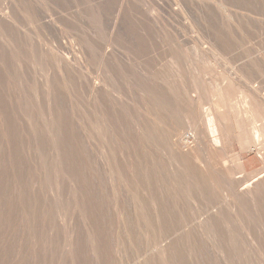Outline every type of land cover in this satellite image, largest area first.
Listing matches in <instances>:
<instances>
[{
  "label": "rangeland",
  "instance_id": "obj_1",
  "mask_svg": "<svg viewBox=\"0 0 264 264\" xmlns=\"http://www.w3.org/2000/svg\"><path fill=\"white\" fill-rule=\"evenodd\" d=\"M30 1L0 0V264H264V173H261L264 162L255 145L243 150L238 142L236 131L246 121L240 113L241 104L235 98L238 96L235 83L238 76L244 77L242 81L251 87H256L259 82L257 88L264 90L261 80L264 78V0ZM35 5L39 9L44 8L38 10ZM56 13L60 16L57 14V17ZM60 17H64L63 20ZM75 26L78 29L75 30ZM112 26H115L114 31ZM78 30L86 31L87 38ZM86 39L91 45H87ZM92 45L93 49L95 45L99 49H91ZM86 46L91 47L86 49ZM83 53L87 57H83ZM112 53L121 55V58ZM122 53L126 54L124 62ZM95 55L101 57L96 58ZM180 56L181 63L177 59ZM97 59L98 67L96 61L93 62ZM113 59L116 65L112 66ZM259 60H262V65ZM119 64L123 70L117 69ZM136 64L142 67L141 70L135 71ZM174 66L180 68L175 73ZM100 67L101 72L98 70ZM234 70L239 71L236 74ZM135 72L137 76L133 82L130 78ZM120 74L130 78L125 79L126 82ZM217 74L219 79H225L219 80ZM107 75L109 81L105 77ZM120 76L123 84H128V88L126 84L122 87L124 91L119 87L122 86ZM110 77L114 83L110 82ZM208 78L213 79L212 82ZM183 80L187 85L182 84ZM100 81L106 83L101 84ZM157 81L164 88L168 84L169 89L154 88ZM94 82L97 89L92 91ZM109 82L112 87L108 86ZM128 82L138 91L133 92ZM98 85H106L108 89L104 87V92ZM179 85L184 86V90L189 85L191 92L187 87L188 92L182 91L183 88L180 90ZM228 87L229 95L225 92ZM125 90L131 92L134 101L128 92L132 102L125 99L128 98ZM160 91L166 99L162 98L163 94L160 96ZM210 91L220 92V97L213 92L211 98ZM153 92L158 94V98ZM113 96H117V103ZM168 99H173V103L177 99L180 103L176 101L173 104ZM196 99L200 101L196 102ZM228 100L225 107L223 101L228 103ZM163 101L167 107L161 110ZM213 101L220 103L216 105ZM111 102L115 103L114 107ZM221 102L226 108L221 111L231 121L234 135L233 140L230 138L229 143L221 145L226 151L220 148L218 153L221 155L223 152V157L214 152L218 159L221 158L218 160L213 153L208 154V150L197 149L203 144H195L196 136L188 129L186 132L183 130L188 128L189 115L198 114L200 117L208 106L215 104L218 107ZM167 104H173V107ZM147 106L148 110H145ZM115 107L120 108L116 110ZM158 109L161 111L159 114ZM228 109L237 112L232 111V116ZM170 111L172 114L169 115ZM152 118L156 123L154 126ZM161 118L164 126L160 123ZM128 119L135 123L134 128H130L132 125ZM183 125L185 142H191L189 147H196L187 149L189 152L186 150L185 153L172 145L170 133L174 127L179 129ZM145 138L149 140L146 142ZM163 143H168L166 148ZM200 150L206 152L207 157ZM189 154H195L197 159L194 158L202 163L194 162ZM208 155L215 158L214 162ZM215 160L222 162L216 163ZM204 162H208L205 165L208 169L216 167H213L215 171L218 168L216 164L222 165L217 169L219 174L213 169V172L208 171ZM190 163H197L198 167L201 164L208 174H203L206 172L202 166L200 168L204 172L196 170V164L192 166ZM226 169L228 172L232 170L230 173L236 176L226 173ZM243 171L251 181L256 174L263 176L260 184L252 185L248 192L245 188L251 181ZM212 173L216 180L211 179L215 178ZM132 175L133 179H130ZM228 175L230 177L226 179ZM232 182L237 190L232 188Z\"/></svg>",
  "mask_w": 264,
  "mask_h": 264
},
{
  "label": "bare ground",
  "instance_id": "obj_2",
  "mask_svg": "<svg viewBox=\"0 0 264 264\" xmlns=\"http://www.w3.org/2000/svg\"><path fill=\"white\" fill-rule=\"evenodd\" d=\"M29 1H30V0H28V2H29ZM33 1H34V0H33ZM33 1H32V2H33ZM37 1H38V0H37ZM35 2H36V1H35ZM43 2H44V1H43ZM30 3H31V1H30ZM30 3H28V4L30 5ZM39 3H40V2H39ZM39 3H38V4H39ZM42 4H43V3H41V5H42ZM36 5H37V4H36ZM36 5H35V6H36ZM41 5H39V6H41ZM43 5H44V4H43ZM25 7H26V6H25ZM36 7H38V6H36ZM26 8H27V7H26ZM41 8H42V9H41ZM43 8H44L43 6L40 7L41 10H43ZM40 9H39V7H38V10H40ZM35 10H36V9H35ZM35 10H33L32 12H34ZM0 11H1V10H0ZM54 11H55V10H54ZM58 11H61V10H58ZM32 12H31V13H32ZM35 12H36V11H35ZM61 12H62V11H61ZM38 13H39V12H38ZM6 14H7V13H6ZM36 14H37V13H36ZM46 14H47V13H46ZM57 14H59V13H56V16H57ZM4 15H5V14H4ZM38 15H39V14H38ZM44 15H45V14H44ZM61 15H62V14H61ZM32 16H33V14H32ZM34 16L37 18V16H36L35 14H34ZM46 16H47V15H46ZM59 16H60V14H59ZM62 16H63V15H62ZM44 17H45V16H44ZM44 17H43V18H44ZM47 17H48V16H47ZM57 17H58V16H57ZM43 18H41V19H43ZM60 18H61V17H60ZM62 18H64V17H62ZM62 18H61L60 20H63ZM67 18H68V17H67ZM70 18H71V17H70ZM31 19H32V18H31ZM34 19H35V18H34ZM34 19H32V21H33ZM38 19H40V18H38ZM71 19H72V18H71ZM71 19H70V20H71ZM15 20H16V19H15ZM35 20H36V19H35ZM54 20H55V19H54ZM58 20H59V19H58ZM67 20H68V19H67ZM67 20H65V21L68 22ZM45 21H46V20H45ZM72 21H73V20H72ZM72 21H71V23H72ZM51 22H53V21H51ZM74 22H75V21H74ZM76 22H77V21H76ZM76 22H75V23H76ZM54 23H55V22H54ZM63 23H64V22H63ZM69 24H70V23H69ZM115 24H116V23H115ZM72 25H73V24H71L70 26H72ZM74 25H75V24H74ZM81 25H82V24H81ZM116 26H117V25H116ZM51 27L53 28V26H51ZM55 27H56V26H55ZM73 27H74V26H73ZM75 27H76V26H75ZM79 27H81V26H79ZM82 27H83V26H82ZM82 27H81V29H83ZM112 27H113V26H112ZM114 27H115V26H114ZM114 27H113V31H114ZM76 29H78V28L76 27L75 30H76ZM83 30H84V29H83ZM83 30H82V31H83ZM79 31H80V30H78V33H79ZM74 32H76V31H74ZM80 32H81V31H80ZM85 32H86V31H85ZM85 32H81V34H80V33H79V34L82 36V34L84 33V36L86 35L85 38H87V34H85ZM74 34L76 35L77 33H74ZM77 35H78V34H77ZM81 36H80V38H81ZM112 37H113V36H110V38H112ZM85 38H84V41H85ZM72 39H73V38H72ZM112 39H113V38H112ZM78 40H79V39H78ZM89 40H90V39H89ZM86 41H87V39H86ZM106 41H107V40H105V41L103 40L104 43H105ZM87 42H88V43H87ZM87 42H86L87 45L91 43V42L89 43V41H87ZM107 42H108V41H107ZM111 42H112V41H111ZM64 43H65V40H64ZM109 43H110V40H109ZM60 44H61V43H60ZM100 44H101V43H99V45H100ZM76 45H77V44H76ZM90 45H91V44H90ZM96 45H97V44H96ZM96 45H95V46H96ZM99 45H98V46H99ZM102 45H103V43H102ZM105 45H106V44H105ZM110 45H111V43H110ZM110 45H109V46H110ZM95 46H94V49H93V45H92V48H91V49L95 50V49L97 48V50H98L99 48H98V47H95ZM71 47H72V46H71ZM86 47H87V46H86ZM86 47H85V48H86ZM88 47H91V46H88ZM88 47H87L86 49H89ZM99 47H100V50H101V46H99ZM103 48H105V47H103ZM103 48H102V49H103ZM86 49H83V50H86ZM115 49H116V48H115ZM115 49H113V50L115 51ZM74 50H75V49H74ZM100 50H99V51H100ZM116 50L119 51L118 49H116ZM40 51H41V50H40ZM90 51H91V50H90ZM117 51H116V52H117ZM120 51H121V50H120ZM86 52H87V51H86ZM93 52H94V51H93ZM93 52H92V54H93ZM111 52H112V50H111ZM111 52H108V51H107L108 54H110ZM35 53H36V52H35ZM90 53H91V52H89V54H90ZM117 53H118V52H117ZM119 53H121V52H119ZM182 53L184 54V51H183ZM85 54H88V53H85ZM94 54H96V52H95ZM97 54H98V53H97ZM100 54H101V53H100ZM104 54H105V53H104ZM112 54H113V53H112ZM114 54H115V53H114ZM114 54H113V55H114ZM183 54H182V56H183ZM257 54H258V53H257ZM257 54H256V55H257ZM82 55H83V57H84V56L87 57V55H84V53H83ZM82 55H81V56H82ZM90 55H91V54H90ZM90 55H89V56H90ZM115 55L118 56L119 54H115ZM122 55H123V53H122ZM124 55H126V54H124ZM124 55H123V57H122L123 60L120 59V60H122L123 62L125 61L124 58L126 57V56L124 57ZM261 55H263V54H261ZM95 56H96V55H95ZM97 56H98V55H97ZM97 56H96V58H97ZM120 56H121V55H119L118 58H119ZM254 56H255V55H254ZM258 56H260V55H258ZM263 56H264V55H263ZM263 56H261V57L263 58ZM91 57H92V59H94V58H93L94 56H91ZM98 57H101V55H99ZM103 57H104V56H103ZM114 57H115V56H113L112 58H114ZM62 58H63V57H62ZM75 58H76V57H75ZM96 58H95V59H96ZM105 58H106V57H105ZM112 58H111V59H112ZM116 58H117V57H116ZM120 58H121V57H120ZM178 58H181V56H180V57H177V59H178ZM254 58H255V57H254ZM67 59H68V58H67ZM84 59H85V58H84ZM89 59H90V57H89ZM99 59H100V58H99ZM99 59H97V60H93V62L95 63V61H96V65H97V61H98ZM125 59H126V58H125ZM129 59L131 60V57H129ZM129 59H127V60H129ZM132 59H133V60L135 59V61H136V58H132ZM172 59H174V58H172ZM183 59H185L184 56H183ZM79 60H80V59H79ZM86 60H87V59H86ZM109 60H110V58H109ZM113 60H114V61H113L114 64H113V62H111V63H112V66H113V65H116V63H115L116 60H115V59H113ZM117 60H118V59H117ZM133 60H132V62H133ZM178 60H180V63H181L182 60H181V59H178ZM262 60H264V58H263ZM262 60H259L258 63H259L260 61H262ZM19 61H22V60H19ZM62 61H63V59H62ZM101 61H102V58H101ZM101 61H100V62H101ZM104 61H105V60H104ZM138 61H139V60H138ZM138 61H137V62H138ZM175 61H176V60H175ZM64 62H65V61H64ZM64 62H63V63H64ZM75 62H76V61H75ZM77 62H78V61H77ZM88 62H89V61H88ZM93 62H92V63H93ZM105 62H106V61H105ZM118 62H119V61H118ZM120 62H121V61H120ZM120 62H119V63H120ZM178 62H179V61H178ZM182 62H183V61H182ZM263 62H264V61H263ZM86 63H87V62H86ZM90 63H91V59H90ZM90 63H89V64H90ZM108 63H109V61H108ZM133 63H134V62H133ZM138 63H139V62H138ZM175 63H176L175 65L179 64V63H177V62H175ZM260 63H261L260 65L263 64L262 62H260ZM73 64H74V63H73ZM117 64H118V63H117ZM123 64H125V63H123ZM126 64H127V62H126ZM128 64H129V63H128ZM130 64H131V63H130ZM65 65H66V64H65ZM70 65H71V64H70ZM78 65H79V64H78ZM108 65H109V64H108ZM121 65H122V62H121ZM121 65H120V64L117 65V69H119V68L121 69V67H122ZM131 65H132V64H131ZM137 65H138V64H136L135 71H136V69L139 68V66H137ZM139 65H140V64H139ZM191 65H192V64H191ZM119 66H121V67H119ZM132 66H133V65H132ZM132 66H131V67H132ZM177 66H180V65H177ZM183 66H185V65L183 64ZM61 67H62V65H61ZM70 67H71V66H70ZM89 67H91V65H90ZM89 67H88V68H89ZM94 67H95V66H94ZM94 67H93V69L96 68V67H95V68H94ZM97 67H98V65H97ZM174 67H176V66H174ZM64 68H65V66H64ZM88 68H87V69H88ZM105 68H106V67H105ZM110 68H111V67H110ZM122 68H123V67H122ZM124 68H126V67L124 66ZM132 68H133V67H132ZM132 68H130V70H131ZM140 68H142V67H140ZM140 68H139V69H140ZM183 68H185V67H182V69H183ZM231 68H232V67H231ZM60 69H61V68H60ZM62 69H63V68H62ZM90 69H91V68H89L88 71H89ZM96 69H97V68H96ZM126 69L129 70L128 67H127ZM177 69H178V67H176L174 73L177 71ZM179 69H180V68H179ZM179 69H178V70H179ZM232 69H233V68H232ZM234 69H235V68H234ZM236 69H237V68H236ZM85 70H86V69H85ZM98 70L100 71V70H101V67H100ZM102 70H103V69H102ZM111 70H112V69H111ZM121 70H123V69H121ZM128 70H127L128 74H131V76H133L132 73H129ZM140 70H141V69H140ZM168 70H169V69H168ZM170 70H171V69H170ZM186 70H187V69H186ZM230 70H231V69H230ZM93 71H95V70H93ZM99 71H98V72H99ZM117 71H118V70H117ZM124 71L126 72V70H124ZM138 71H139V70H138ZM146 71H147V70H146ZM172 71H173V70H172ZM172 71H171V73H173ZM181 71H184V70H181ZM187 71H188V70H187ZM187 71H186V73H187ZM236 71H237V70H236ZM236 71L234 70V73L237 74V72H238L239 70H238L237 72H236ZM91 72H92V71L90 70L89 74H91ZM95 72H96V71H95ZM95 72L93 73L94 76H96V75H95ZM100 72H101V71H100ZM103 72H104V70H103ZM103 72H102V73H103ZM112 72H113V70H112ZM112 72H111V73H112ZM119 72H121V71L119 70ZM131 72H132V71H131ZM133 72H134V71H133ZM139 72L141 73V71H139ZM158 72H159V71H158ZM108 73H109V72L107 71V74H108ZM117 73H118V72H117ZM123 73H124V72H123ZM137 73H138V72H137ZM159 73H160V72H159ZM159 73H158V74H159ZM174 73H173V74H174ZM178 73H180V72H178ZM189 73H190V71H189ZM234 73H233V74H234ZM261 73H262V72H261ZM85 74H86V73H85ZM96 74H97V73H96ZM99 74H100V73H99ZM118 74H119V73H118ZM118 74H117V75H118ZM121 74H122V72H121ZM121 74H120V75H121ZM126 74H127V73H126ZM133 74H134V73H133ZM138 74H139V73H138ZM142 74H144V76H145V75L147 76V74H145V73H143V72H142ZM166 74H167V73H166ZM169 74H170V73H169ZM180 74H181V73H180ZM183 74H184V76H185V73H183ZM190 74H191V73H190ZM190 74H189V75H190ZM210 74H211V73H210ZM219 74H220V75L222 74V75L225 77V75H224L223 73L220 72ZM225 74H227V73H225ZM102 75H103V74H102ZM105 75H106V73H105ZM122 75H123V74H122ZM122 75H121V76H122ZM124 75H125V73H124ZM164 75H165V74H164ZM170 75H171V74H170ZM170 75H169V77H170ZM178 75H179V74H178ZM186 75H188V74H186ZM189 75H188V76H189ZM191 75H192V74H191ZM220 75L217 74V78H218ZM222 75H221V76H222ZM242 75H243V73H242ZM91 76H92V75H91ZM94 76H93V77H94ZM97 76H98V75H97ZM121 76H120V78H121ZM126 76H127L128 79L130 78L128 75H126ZM135 76H137L136 72H135V74H134V77H131L130 79L132 80L133 78H135ZM160 76H161V74H160ZM160 76H158V77H160ZM184 76H183V77H184ZM210 76H211V75H209V77H210ZM234 76H235V74H234ZM88 77H89V79H90V75H89ZM105 77H106L107 80L109 81V79H108V75L105 76ZM105 77H104V78H105ZM178 77H179V76H178ZM189 77H190V76H189ZM206 77H208V74H207ZM224 77H223V78H224ZM226 77H227V75H226ZM229 77H231V75H230ZM251 77H252V76H251ZM251 77H250V78H251ZM259 77H260V76H258V78H259ZM95 78H97V77H95ZM98 78H99V77H98ZM100 78H102V76H101ZM104 78H103V79H104ZM106 78H105V79H106ZM120 78H119V79H120ZM122 78H124V77L122 76ZM122 78L120 79L121 82L124 81L125 79H127V78H124V80H123ZM180 78H182V77H180ZM185 78H186V76H185ZM191 78H193V76H192ZM191 78H190V79H191ZM210 78H214V77L212 76V77H210ZM217 78H216V79H217ZM223 78H221V79L218 78V79L222 81ZM232 78H233V77H232ZM242 78H244V77H242ZM242 78L239 77V76H238V78L236 77V79L233 78V79H235V81H236V82H235L236 85H237V86H236V89L238 90V91H236V92H238V96L236 95L237 93H235V95H236L237 97H236L235 95H234V96H235V98H237L236 101L238 102V104H239V103L241 104V105H240V108H239V109H240V113H241L242 119L246 121L245 124H247V125L243 124V125L241 126L240 130H237V131H236V132H238V136H237V137L239 138V139H238V138H237V139H238V142H239V144L241 145V148H242L243 150H249V149L252 148L251 146L255 145V146L258 148V150H259V154L262 156V159H263V162H264V93H263L264 90H261V89H263V88H261V89L257 88V86H258L257 84H260L259 82L255 81V82H257V84L255 83V84H256V87H254V86L251 87L249 84H246V82L242 81ZM252 78H253V77H252ZM255 78H256V77H254V79H255ZM260 78H261V77H260ZM91 79H92V78H91ZM111 79H112V78L110 77V82L113 81V80H111ZM128 79H127V80H128ZM183 79H184V78H183ZM190 79H189V84L192 83V80H193V82H194V78H193L192 80H190ZM208 79H209V78H208ZM216 79H215V80H216ZM224 79H225V78H224ZM224 79H223V80H224ZM228 79H229V78H228ZM94 80H95V79H94ZM96 80H99V79H96ZM101 80H102V79H101ZM127 80H125V81L127 82ZM184 80H186V79H184ZM184 80L182 81V84H183V85H184V83H185ZM210 80H211V82H212L213 79H209V81H210ZM215 80H214V81H215ZM229 80H231V79H229ZM229 80H228V81H229ZM245 80H246V79H245ZM252 80H253V79H252ZM261 80H262V82H264V81H263L264 78L261 79ZM129 81H130V80H129ZM132 81L134 82V80H132ZM160 81H161V80H160ZM177 81H178V80H177ZM186 81H187V80H186ZM190 81H191V82H190ZM216 81H218V80H216ZM231 81H232V80H231ZM233 81H234V80H233ZM233 81H232V82H233ZM253 81H254V80H253ZM96 82H97V81H96ZM96 82H94V84H92V87H91L92 91H95V90L97 89V83H96ZM101 82H102V81H100V83H101ZM110 82H109V84H110ZM178 82H179V81H178ZM180 82H181V81H180ZM183 82H184V83H183ZM187 82H188V81H187ZM187 82L185 83L186 85H187ZM211 82H210V83H211ZM218 82H219V81H218ZM218 82H216V84H217ZM226 82H227V80H226ZM226 82H225V83H226ZM251 82H252V81H251ZM102 83L104 84V83H106V82H102ZM102 83H101V84H102ZM113 83H114V81H113ZM116 83H117V82L115 81V84H116ZM128 83H129V82H128ZM158 83H159V82L157 81L156 85H154V86H155L154 88H156L157 86H159V89L162 90L164 87H162V86L160 85L161 82L159 83V85H158ZM162 83H163V82H162ZM164 83H165V82H164ZM164 83H163V84H164ZM194 83H195V82H194ZM208 83H209V82H208ZM210 83H209V84H210ZM221 83H223V82H221ZM225 83H224V84H225ZM247 83H248V80H247ZM115 84H113V85L115 86ZM125 84H126V87L128 88V86H127L128 84H127V83H125ZM125 84H123V82H122V86H119V87H121V90L125 87V86H124ZM170 84H171V83H170ZM178 84H179V83H178ZM212 84H214V83H212ZM255 84H254V85H255ZM89 85H90V84H89ZM89 85H88V86H89ZM111 85H112V84H110V85H108V86L112 87ZM116 85H118V84H116ZM119 85H120V84H119ZM129 85H131V84L129 83ZM186 85H185V86H186ZM194 85H196V84H194ZM98 86H99V85H98ZM123 86H124V87H123ZM131 86H132V85H131ZM131 86H129V87L131 88ZM160 86H161L162 88H160ZM164 86H166V85L164 84ZM179 86L181 87L180 90H182V88L184 87V86H181V85H179ZM207 86H208V84H207ZM222 86H223V85H222ZM261 86H262V83H261ZM261 86H260V87H261ZM101 87H103V86L101 85ZM101 87L99 86V88H101ZM104 87H106V85H105ZM104 87L102 88V91L105 90ZM115 87L117 88V86H115ZM122 87H123V88H122ZM133 87H134V86H132V88H133ZM169 87H170V86H169ZM180 87H179V88H180ZM186 87H187V86H186ZM186 87H185V90H186V92H188L187 89H186ZM188 87H189V85H188ZM188 87H187V88H188ZM190 87H191V86H190ZM202 87H204V86H202ZM209 87H210V86H209ZM209 87H208V88H209ZM223 87H224V86H223ZM226 87H227V86H226ZM226 87H225V88H226ZM258 87H259V86H258ZM262 87H264V86H262ZM106 88L108 89V87H106ZM113 88H114V87H113ZM135 88L137 89V87H135ZM154 88H153V89H154ZM166 88H168V84H167ZM166 88H164V89H166ZM170 88H171V87H170ZM179 88H177V89H179ZM211 88H212V87H211ZM214 88H215V87H214ZM220 88H221V87H220ZM88 89H89V88H88ZM109 89H110V88H109ZM111 89H112V88H111ZM111 89H110V90H111ZM136 89H135V90H136ZM164 89H163V90H164ZM168 89H169V88H168ZM168 89H167V90H168ZM188 89L190 90V88H188ZM191 89H193V88H191ZM227 89H228V90L225 91V92H228V91L230 90L229 87H228ZM113 90H116V89H113ZM130 90H132V89H130ZM133 90H134V88H133ZM135 90H134L133 92H135ZM155 90H156V91H159V90H157V89H155ZM185 90H184V88H183L182 91H185ZM195 90H196V89H195ZM205 90H206V89H205ZM208 90H209V89H208ZM208 90H207V92H208ZM210 90H211V89H210ZM215 90H217V88H216ZM221 90H222V89H219V91H221ZM231 90H234V89L231 88ZM102 91H101V92H102ZM107 91H108V90H107ZM123 91H124V89H123ZM136 91H138V90H136ZM165 91H166V90H165ZM165 91H164V92H165ZM196 91H198V90H196ZM196 91H195V92H196ZM200 91H201V90H200ZM222 91H224V90H222ZM104 92H106V90H105ZM108 92H109V91H108ZM108 92H107V95H108ZM118 92H119V90H118ZM126 92H128V90H127V91L125 90V93H126ZM129 92H130V91H129ZM129 92H128V93H129ZM190 92H191V90L189 91V93H190ZM192 92H193V91H192ZM205 92H206V91H205ZM210 92H211V95H210V96H211V98H212V94H213V92H215V91H213V92L210 91ZM229 92H230V91H229ZM229 92L227 93L228 95L231 93V92H230V93H229ZM93 93H94V92H93ZM93 93H91V94H92L91 96H93ZM97 93H98V92H97ZM111 93H112V92H111ZM122 93H123V92L121 91L120 94H121V96L123 97L124 94L122 95ZM130 93H131V92H130ZM130 93H129V94H130ZM153 93H154L155 95L157 94L156 92H153ZM167 93H168V92H167ZM215 93H216V92H215ZM215 93H214V94H215ZM219 93H220V92H219ZM219 93H218V91H217L216 94L218 95ZM221 93H222V92H221ZM105 94H106V93H105ZM126 94H127V93H126ZM126 94H125V96H127L128 98H125V99H129L128 94H127V95H126ZM135 94H136V93H135ZM135 94H134V95H135ZM154 94H153V95H154ZM159 94H160V96H161L163 93H161V91H160ZM192 94H193V93H192ZM192 94H191V95H192ZM216 94H215V96H216ZM232 94H233V93H232ZM94 95H95V94H94ZM113 95H115V94H113ZM138 95H139V93H138ZM155 95H154V96H155ZM163 95H164V94H163ZM163 95H162V96H163ZM175 95H176V94H175ZM200 95H201V94H200ZM207 95H208V94H207ZM219 95H220V94H219ZM219 95H218V96H219ZM222 95H223V94H222ZM96 96H100V95L97 94ZM109 96H110V95H109ZM111 96H112V95H111ZM125 96H124V97H125ZM160 96H159V97H160ZM165 96H166V95H164L162 98H163V99H166ZM167 96L169 97L170 95L168 94ZM178 96H179V95H178ZM183 96H184V95H183ZM183 96L180 95V97H183ZM210 96H209V97H210ZM215 96L213 97V99L215 98ZM224 96H225V95H224ZM224 96H222V97H224ZM93 97H94V96H93ZM116 97H117V96H115V97L113 96L114 101H116L115 103H117V100H118V99H117V100L115 99ZM122 97H121V98H122ZM130 97H131V99H132V94H130ZM151 97H152V96H151ZM168 97H167V98H168ZM171 97H172V96H171ZM176 97H177V96H176ZM176 97H174V98H176ZM185 97H186V96H185ZM187 97H188V96H187ZM189 97H190V95H189ZM189 97H188V98H189ZM205 97H206V96H205ZM219 97H220V96H219ZM231 97H232V96L230 95V99H231ZM95 98H97V97H95ZM106 98H107V97H106ZM108 98H111V97H108ZM157 98H158V94H157ZM160 98H161V97H160ZM160 98H159V99H160ZM177 98H178V97H177ZM190 98H191V97H190ZM197 98H198V97H197ZM202 98H203V97H202ZM202 98H201V99H202ZM216 98H217V96H216ZM97 99H100V98H97ZM152 99H153V97H152ZM155 99H156V96H155ZM155 99H154V101H155L154 103H157V106H158V102H157ZM159 99H158V101H159V103H161V101H160L161 99H160V100H159ZM163 99H162V100H163ZM178 99H181V98H178ZM205 99H206V98H205ZM205 99H204V100H205ZM226 99H227V98L225 97L224 100H226ZM230 99H229V100H230ZM233 99H234V97H232V100H233ZM95 100H96V99H95ZM108 100H109V99H108ZM108 100H106V101H108ZM110 100H111V99H110ZM129 100H130V99H129ZM132 100L134 101V99H132ZM168 100L170 101L171 99H168ZM172 100H173V99H172ZM172 100H171V102H172ZM197 100L200 101V99H196V102H197ZM202 100H203V99H202ZM219 100H220V98H219ZM222 100H223V99H222ZM222 100H220V101H222ZM229 100H228V103H226L227 100H226V101H223V102L225 103V107H227L226 104H229ZM232 100H230V101L232 102ZM234 100H235V99H234ZM234 100H233V101H234ZM92 101H93V100H92ZM112 101H113V100H112ZM121 101H122V100H121ZM123 101H124V100H123ZM125 101H126V100H125ZM130 101H131V100H130ZM151 101H153V100H151ZM164 101H165V100H164ZM164 101H163V105L166 104V102L164 103ZM176 101H177L178 104L180 103L179 100L176 99ZM176 101H174V103H175ZM205 101H206V100H205ZM208 101H209V100H208ZM211 101H212V100H211ZM97 102H98V100H97ZM131 102H132V101H131ZM131 102H130V104H131ZM193 102H195V100H194ZM202 102H203V101H202ZM213 102H214V101H213ZM213 102H211L212 105H213ZM218 102H219V101H218ZM218 102H214V103H215V104H216V103L218 104ZM111 103H113V104H112V107H114L113 105H114L115 103H114V102H111ZM152 103H153V102H152ZM167 103H168V102H167ZM172 103H173V102H172ZM174 103H173V104H174ZM182 103H183V102H181V107L183 106ZM189 103H191V102H189ZM203 103H204V102H203ZM205 103H207V102H205ZM205 103H204V104H205ZM209 103H210V101H209ZM219 103H220V102H219ZM232 103H233V102H232ZM94 104H95V103H94ZM94 104H93V105H94ZM96 104H97V106H98V103H96ZM105 104H106V103H105ZM130 104H129V105H130ZM173 104H171V105L167 104V105L173 107V106H172ZM178 104H177V105H178ZM194 104H195V103H194ZM196 104H197V103H196ZM196 104H195V105L192 104V105H193V106H196ZM201 104H202V103H201ZM215 104H214V106H212V105L208 106V107L204 110L202 116H201V114H200V117L198 116V114H197V116H195V115H196L195 113H193V114H195V115H189V117L187 118V120H188V124H187V125H188V128L186 127V128H184V130H183L184 132H186V129H188L189 132L191 131V132L196 136V139H197V141H198V142H197V141L195 140V141H196L195 144H200V143H201V144H203V146H204V147H203V146L201 145L202 148H198V146H197V149H206V150H208L207 152H208V154H210V155H211V153L214 154V152L217 153V154H219V153H218L219 150H221V149H222L221 147H223V146H221V145H223L224 143L226 144V143L230 140V138H232V134L234 135V132H233V130H232V125H231V127H230V124H232L231 121L228 120V118L226 117V115H225V113L223 112V110L221 111V109H226V108L222 105L223 103L221 102V104L218 105V107L221 105L223 108H222V107L218 108V107L215 106ZM217 104H216V105H217ZM108 105H109V101H108ZM121 105H123V104H121ZM124 105H125V103H124ZM124 105L122 106L123 108H124ZM127 105H128V104H127ZM163 105H162V106L159 105V106L162 107L161 110H163V108H166V107H167L166 105H164L165 107H163ZM185 105H186V104H184V106H185ZM192 105H191V106H192ZM208 105H209V104H208ZM231 105H234V104H231ZM231 105H229V107H231ZM115 106H116V105H115ZM118 106H119V105H118ZM148 106H149V105H148ZM148 106H147V109H145V108H144V109H145V110H148ZM152 106H154V105H152ZM169 106H168V108H169ZM191 106H190V108H191ZM197 106H198V105H197ZM203 106H204V105H203ZM203 106H202V107H203ZM94 107H95V105H94ZM101 107H102V106H101ZM105 107H106V106H105ZM120 107H121V106H120ZM120 107H118V108L115 107V109L117 110V109H119ZM145 107H146V106H145ZM161 107H160V108H161ZM178 107H179V106H178ZM178 107H177V108H178ZM186 107H187V106H186ZM186 107H184V108H182V109H185ZM204 107H206V106H204ZM157 108H159V107H157ZM160 108H159V109H160ZM175 108H176V106H175ZM188 108H189V107H188ZM192 108H193V107H192ZM195 108H197V107H195ZM231 108H232V107H231ZM233 108H234V107H233ZM233 108H232V109H233ZM235 108H236V107H235ZM93 109H95V108H93ZM110 109H111V108H110ZM149 109H150V108H149ZM154 109L156 110V108H154ZM159 109H158V111H157L158 114L161 112V111H159ZM179 109H180V108H179ZM203 109H204V108H203ZM229 109H230V108H229ZM229 109H228V110H229ZM232 109H231V110H232ZM239 109H238V110H239ZM96 110H97V109H96ZM112 110H113V109H112ZM166 110H167V109H166ZM166 110H165V111H166ZM169 110H170V108H169ZM186 110H187V109H186ZM186 110H184V111H186ZM228 110H227V111H228ZM235 110H236V109H235ZM92 111L94 112V110H92ZM113 111H114V110H113ZM118 111H119V110H118ZM120 111H122V110L120 109ZM198 111H200V110H198ZM202 111H203V110H202ZM229 111H230V110H229ZM232 111H233L234 113L237 112V111H234V110H232ZM232 111H230V113H231ZM116 112H117V111H116ZM162 112H163V111H162ZM188 112H190V111H188ZM94 113H96V112H94ZM114 113H115V112H114ZM167 113H168V112H167ZM167 113H166V115H167ZM178 113H179V112L177 111V114H178ZM180 113H182V112L180 111ZM191 113H192V112H191ZM197 113H198V112H197ZM201 113H202V112H201ZM228 113H229V112H226V114H228ZM238 113H239V112H238ZM137 114H138V112H137ZM147 114H150V113L148 112ZM152 114H153V113H152ZM155 114H157V113L155 112ZM168 114H169V115L172 114L171 111H170V113H168ZM174 114H175V113H174ZM182 114H184V113H182ZM186 114H187V112L185 113V115H186ZM105 115L107 116V114H105ZM114 115H115V114H114ZM133 115H135V114H133ZM153 115H154V114H153ZM160 115H161V114H160ZM160 115H159V116H160ZM179 115H181V114H179ZM231 115H232V113H231ZM234 115H235V114H234ZM236 115H237V113H236ZM102 116H104V115H102ZM102 116H101V117H102ZM157 116H158V115H157ZM161 116H162V115H161ZM182 116H183V115H182ZM182 116H181V117H182ZM232 116H233V115H232ZM237 116H239V115H237ZM113 117H114V116H112V118H113ZM115 117H116V116H115ZM119 117H121V116H119ZM119 117H118V118H119ZM150 117H152V116H150ZM167 117H168V116H167ZM175 117H176V116H175ZM235 117H236V116H235ZM235 117H232V118L234 119ZM94 118H95V117H94ZM97 118H98V117H97ZM103 118H104V117H103ZM105 118H106V117H105ZM132 118H133V117H131L130 119L132 120ZM153 118H155V120H157L155 116H154ZM153 118H152V119H153ZM159 118H160V117H159ZM178 118H179V117H178ZM201 118H203L204 121H203V119L201 120ZM237 118H238V117H237ZM237 118H236V119H237ZM114 119H115V118H114ZM120 119H121V118H119L118 120H120ZM130 119H128L127 121L129 122V124L132 125V126H130V128H132L133 125H134L135 123H134V121H133L134 124L130 123V121H129ZM135 119H136V118H135ZM135 119H133V120H135ZM138 119H139V118H138ZM161 119H162V120H160L161 122H160V121H159V122L161 123L162 126H164V124H162L163 118H161ZM179 119H180V118H179ZM183 119H184V118H182L181 120H183ZM229 119H230V118H229ZM238 119H239V118H238ZM106 120L108 121V118H107ZM106 120H105V122H106ZM158 120H159V119H158ZM158 120H157V121H158ZM173 120H174V119H173ZM184 120H185V119H184ZM184 120H183V121H184ZM234 120H235V119H234ZM239 120H240V119H239ZM116 121H117V119H116ZM135 121H137V119H136ZM138 121H139V120H138ZM138 121H137V122H138ZM147 121H148V120H147ZM152 121H153L152 125H153V124H156V123H154V119H153ZM165 121H166V120H165ZM170 121H171V120H170ZM174 121H175V120H174ZM179 121H180V120H179ZM235 121H236V120H235ZM237 121H238V120H237ZM240 121H241V120H240ZM245 121H244V122H245ZM247 121H248V123H247ZM117 122H118V121H117ZM159 122H158V124H159ZM171 122H172V121H171ZM175 122H176V121H175ZM203 122H204V123H203ZM138 123H139V122H138ZM148 123H149V122H148ZM180 123H181V122H180ZM185 123H187L186 120H185ZM109 124H110V123H109ZM149 124H151V123H149ZM172 124H174V123H172ZM177 124H179L178 121H177ZM177 124H174V125L176 126ZM183 124H184V123H183ZM236 124H237V123H236ZM104 125H105V123H104ZM138 125H139V124H138ZM146 125H147V124H146ZM159 125H160V124H159ZM166 125H167V124H166ZM166 125H165V126H166ZM184 125H186V124H184ZM184 125L181 126V127L179 126V129L176 128V127H174V129L170 130L171 138H172L171 140L173 141V142H172V145H175L176 147H175V146H174V147H175L179 152H182V153H185L184 151H186L187 149H190V148H192V147H195V146L189 147V144H190L191 142H190V143H189V142H188V143L185 142V139H184V134H185V133L182 131V128L184 127ZM135 126H136V125H135ZM153 126H154V125H153ZM162 126H161V127H162ZM169 126H170V125H169ZM105 127H106V126H105ZM161 127H160V130H163V129H161ZM171 127H172V126H171ZM177 127H178V125H177ZM128 128H129V127H128ZM133 128H134V127H133ZM138 128H139V126H138ZM152 128H153V127H152ZM165 128H166V127H165ZM165 128H164V129H165ZM168 128H170V127H168ZM233 128H234V127H233ZM150 129H151V128H150ZM150 129H149V130L146 129V130L151 131L152 129H151V130H150ZM153 129H154V131H152V132L155 133V132H156V131H155V128H153ZM105 130H106V128H105ZM135 130H136V129H135ZM138 130L140 131V128H139ZM138 130H137V131H138ZM156 130H157V129H156ZM167 130H169V129H167ZM231 130H232V131H231ZM118 131H119V130H118ZM142 131H143V129H142ZM142 131H141V132H142ZM164 131H166V130H164ZM105 132H106V131H105ZM105 132H104V133H105ZM145 132H147V131H145ZM152 132H151V133H152ZM167 132H168V131H167ZM191 132H190V133H191ZM232 132H233V133H232ZM168 133H169V132H168ZM183 133H184V134H183ZM105 134H106V133H105ZM139 134H140V132H139ZM139 134H138V135H139ZM146 134H147V133H146ZM163 134H164V133H163ZM235 134H236V133H235ZM136 135H137V134H136ZM155 135H156V137L158 138L157 134H155ZM155 135H154V136H155ZM142 136H143V134H142ZM142 136H141V137H142ZM159 136H160V134H159ZM105 137H106V135H105ZM133 137H134V136H133ZM135 137H136V136H135ZM139 137H140V136H139ZM143 137H145V135H144ZM143 137H142L141 139H143ZM147 137H148V136H147ZM162 138H163V137H162ZM165 138H167V137H165ZM185 138H186V137H185ZM138 139H139V138L137 137V140H138ZM192 139H193V137H192ZM194 139H195V138H194ZM109 140H110V139H109ZM131 140H132V139H131ZM134 140H135V138H133V141H134ZM137 140H135V141H137ZM143 140H144V139H143ZM145 140H146V138H145ZM148 140H149V139H148ZM148 140H146V142H147ZM153 140H154V139H153ZM168 140H169V138L166 139V142H167ZM232 140H233V138H232ZM139 141H140V140H139ZM141 141H142V140H141ZM162 141H163V140H162ZM166 142H165V143H166ZM193 142H194V141H193ZM139 143H140V142H139ZM148 143H149V142H148ZM153 143H155V142H153ZM228 143H229V142H228ZM230 143H231V142H230ZM95 144H96V143H95ZM163 144H164V143H163ZM167 144H168V143H167ZM167 144H164V145H165V148L167 147ZM193 144H194V143H193ZM190 145H191V144H190ZM144 146H145V144H144ZM148 146H149V145H148ZM148 146H147V147H148ZM201 146H200V147H201ZM230 146H231V145H230ZM152 147H153V146H152ZM169 147H170V146H169ZM107 148H108V147H107ZM172 148H173V147H172ZM195 148H196V147H195ZM195 148H193V149H195ZM220 148H221V149H220ZM223 148H224V147H223ZM154 149H156V148H154ZM170 149H171V148H170ZM176 149H175V151H176ZM193 149H190V150H193ZM224 149H225V148H224ZM224 149H222V150H224ZM150 150H151V149H150ZM173 150H174V149H172V151H173ZM153 151H154V150H153ZM165 151H166V150H165ZM175 151H174V153H175ZM187 151H188V150H187ZM195 151H197V150H194V152H195ZM224 151H226V150H224ZM156 152H157V151H156ZM167 152H168V151H167ZM188 152H189V151H188ZM201 152L203 153L204 151H201V150H200V153H201ZM209 152H211V153H209ZM103 153H104V152H103ZM177 153H178V152L176 151V154H175L176 157H177ZM191 153H192V152H191ZM202 153H201V154H202ZM205 153H206V152H205ZM205 153H203L204 156L207 155V153H206V154H205ZM221 153L223 154V152H221ZM172 154H173V153H172ZM222 154H221V155H222ZM235 154H236V153H235ZM101 155H102V154H101ZM189 155H190V156L192 155L191 158H192V157L194 158V156H195V154H194V156H193V154H189ZM210 155H208V157H210ZM219 155H220V154H219ZM221 155H220L219 157H223V156H224V155H222V156H221ZM98 156H100V155H98ZM106 156H107V155H106ZM171 156H172V155H171ZM179 156L181 157V155H178V157H179ZM201 156H202V155H201ZM226 156H227V158H229L227 152H226ZM226 156H225V157H226ZM229 156H230V154H229ZM195 157H196V156H195ZM202 157H203V156H202ZM206 157H207V156H206ZM214 157H215L216 159H218L217 156H216V154H214ZM96 158H97V157H96ZM113 158H114V157H113ZM186 158H187V156H186ZM193 158H192V159H193ZM210 158L212 159V161L215 159V158H212V156H211ZM210 158H209V160H210ZM94 159H95V157H94ZM98 159H99V157H98ZM114 159H115V158H114ZM192 159H191V160H192ZM196 159H197V157H196ZM196 159L194 158V160H195L194 162L202 163L201 160H200V161H197ZM201 159H202V158H201ZM220 159H221V158H220ZM220 159H218V160H220ZM222 159L225 160V158H222ZM229 159H230V158H229ZM110 160H111V159H110ZM165 160H167V159H165ZM176 160H177V159H176ZM188 160H190L189 157H188ZM188 160H187V161H188ZM205 160H206V159H205ZM218 160H217V161L215 160L216 163H217V162H218V163L222 162V161H218ZM96 161H98V160H96ZM114 161H115V160H114ZM181 161H182V160H181ZM192 161H193V160H192ZM207 161H208V160H207ZM111 162H112V161H110V163H111ZM184 162H185V159H184ZM189 162H190V161H189ZM213 162H214V161H213ZM213 162H212V164H213ZM97 163H98V162H97ZM107 163H109V162H107ZM112 163H114V162H112ZM185 163H188V162H185ZM207 163H208V162H206V163L204 162V166H205V165L207 166V165H208ZM216 163H214V164H216ZM190 164H191V163H190ZM194 164H196V166H195ZM194 164H193V165H194L195 167H197L196 170L203 168V166H202L201 164H200V167L202 166L201 168L198 167V164H197V163H194ZM209 164H210V163H209ZM191 165H192V164H191ZM193 165H192V166H193ZM216 165L218 166L219 169L222 167V165H221L220 167H219L218 164H216ZM216 165H215V166H216ZM225 165L227 166V164H225ZM225 165H224V166H225ZM107 166H108V165H107ZM107 166H106V167H107ZM189 166H190V165H189ZM206 166H205V167H206ZM209 166L211 167V164H210ZM190 167H191V166H190ZM195 167H193V168H195ZM213 167H214V166H213ZM213 167L210 168V169H208L207 167H206V168L208 169V171H209V170L211 171V170L213 169ZM229 167H230V165H229ZM229 167H228V168H229ZM214 168H216V167H214ZM218 168H217V169H218ZM223 168H224V167H223ZM223 168H222V170H224ZM226 168H227V167H226ZM230 168H231V167H230ZM230 168H229V169H230ZM233 168H234V167H233ZM233 168H231V169H233ZM107 169L109 170L108 167H107ZM203 169H205V168H203ZM203 169H201V170H203ZM217 169H216V171H215V169H213V170H214V172H216V174H219V173H217V172H218ZM201 170H198V171H201ZM213 170H212V172H213ZM226 170H227V169H226ZM226 170H225V171H226ZM263 170H264V169L262 168V171H263ZM219 171H221V170H219ZM231 171H232V170H231ZM231 171H230V172H231ZM233 171H234V169H233ZM259 171H260V170H259ZM259 171H258V172H259ZM106 172H107V171H106ZM201 172H204V170L201 171ZM205 172H206V173H203V174H208V172L206 171V169H205ZM221 172H222V171H221ZM227 172H228V170L226 171V173H227ZM230 172H228V173H230ZM243 172L247 174V172H245V171H243ZM258 172H257V173H258ZM193 173H194V172H193ZM198 173H200V172H198ZM222 173H224V171H223ZM234 173H236V172L234 171ZM248 173H249V172H248ZM261 173L263 174L264 171L261 172ZM195 174H196V173H195ZM203 174H202V175H203ZM209 174L211 175V173H209ZM224 174H225V173H224ZM224 174H223V175H224ZM230 174H233V173H230ZM230 174H229V175H230ZM237 174H238V173H237ZM246 174H244V175L248 177V174H247V175H246ZM249 174H250V173H249ZM252 174H253V173H252ZM212 175H214V173H212ZM220 175H222V174L220 173ZM223 175H222V176H223ZM225 175L227 176V174H225ZM229 175H228L227 178H226V177H225V178L228 179V178L230 177ZM233 175H234V174H233ZM233 175H232V176H233ZM240 175L242 176L243 174H240ZM244 175H243V176H244ZM250 175H251V174H250ZM259 175H260V174H256L254 177H252V181H251V179H250L251 177H250V176H249L250 178L248 177L249 180H250L251 182H250L248 185L245 184V185H246V188H245V189L247 190V192H248V190H251L250 187H251L252 185H254V184L257 185V184L259 183V181L263 178L262 175H261V176H259ZM263 175H264V174H263ZM214 176H215V175H214ZM234 176H236V175H234ZM241 176H240V177H241ZM245 176H244V177H245ZM217 177H219V176H217ZM240 177H239V178H240ZM247 177H246V178H247ZM219 178H220V177H219ZM219 178H218V179H219ZM221 178H222V177H221ZM241 178H242V177H241ZM246 178H245V179H246ZM253 178H254V179H253ZM255 178H256V179H255ZM130 179H133V175H132V178H130ZM211 179H213V180L215 179V180H216V176H215V178L213 177V178H211ZM218 179H217V180H218ZM230 179H231V178H230ZM230 179H229V180H230ZM134 180H135V179H134ZM134 180H133V181H134ZM209 180H210V178H209ZM222 180H223V178H222ZM232 180H233V178H232ZM234 180H235V178H234ZM234 180H233V181H234ZM239 181H240V180H239ZM239 181H237V182H239ZM241 181H243V179H241ZM247 181H248V180H247ZM261 181H262V180H261ZM117 182H118V181H117ZM136 182H137V181H136ZM136 182H135V183H136ZM217 182H218V183L221 182L220 179H219ZM226 182L228 183V180H227ZM226 182H225V183H226ZM234 182H235V181H234ZM263 182H264V181H263ZM263 182H261V183H263ZM118 183H119V182H118ZM118 183H117V186L119 185ZM133 183H134V182H133ZM223 183H224V182H222V184H223ZM229 183H230V181H229ZM242 183H243V182H242ZM234 184H235V183H234ZM234 184H233V182H232V185H233V186H234ZM236 184H237V183H236ZM240 184H241V183H240ZM259 184H260V183H259ZM263 184H264V183H263ZM223 185H224V184H223ZM226 185H227V184H226ZM228 185H229V184H228ZM228 185H227V187H228ZM237 185H238V184H237ZM117 186H116V187H117ZM238 186H239V185H238ZM242 186H243V185H242ZM260 186H261V185H260ZM114 187H115V186H114ZM227 187H225V188H227ZM244 187H245V186H244ZM256 187H257V186H255V188H256ZM258 187H259V186H258ZM261 187L263 188V186H261ZM118 188H120V187L118 186ZM132 188H133V187H132ZM232 188H234V189L236 188V190H237V187H236V186H234V187H232ZM252 188H253V187H252ZM255 188H254V189H255ZM113 189H114V188H113ZM120 189H121V188H120ZM120 189H117V190H120ZM229 189H231V188H230V185H229ZM238 189H240V187H238ZM243 189H244V188H243ZM245 189H244V191H245ZM254 189H252V191H254ZM256 189H257V188H256ZM256 189H255V190H256ZM231 190H233V189H231ZM135 191H136V190H135ZM225 191H226V190H225ZM234 191H235V190H234ZM240 191H241V190H240ZM252 191H251V193H254V192H252ZM119 192H120V191H119ZM236 192L238 193V191H236ZM241 192H242V191H241ZM258 192H259V191H258ZM258 192H257V193H258ZM243 193H244V192H243ZM249 193H250V192H249ZM261 193H262V192H261ZM230 194H231V191H230ZM246 194H247V193H246ZM255 194H256V193H255ZM236 195H237V194H236ZM238 195L241 197L240 194H238ZM251 196H252V197H255L253 194H252ZM251 196H250V199H252ZM242 197H243V196H242ZM244 197H245V196H244ZM247 197H248V196L246 195V198H247ZM261 197H263V195H262ZM261 197H260V198H261ZM255 198H257V197H255ZM133 201H134V200H133ZM250 201H251V200H250ZM263 202H264V201H263ZM133 203H134V202H133ZM249 204H250V202H249ZM243 205H245V204H243ZM248 206H250V205H248ZM263 206H264V205H262V207H263ZM250 207H251V206H250ZM244 208H245V206H244ZM246 208H247V206H246ZM252 208H253V207H252ZM218 209H219V208H218ZM246 210H247V209H246ZM250 210H251V209H250ZM253 211H255V210H253ZM253 213H254V212H253ZM261 231H262V230H261ZM258 232H259V231H258ZM259 233H260V232H259ZM262 233H263V232H262ZM262 233H261V234H262ZM251 234H252V233H251ZM247 235H248V234H247ZM256 235H257V234H256ZM250 236H251V235H250ZM250 236H249V237H250ZM254 236H255V235H254ZM258 236H260V235L258 234ZM247 237H248V236H247ZM256 237H257V236H256ZM260 237H261V236H260ZM260 237H259V238H260ZM257 238H258V237H257ZM255 240H257V239H255ZM249 241H251V238L249 239ZM257 242H258V241H257ZM257 242H255V243H257ZM259 242H260V241H259ZM253 244H254V243H253ZM251 245H252V243H251ZM254 245H255V244H254ZM252 246H253V245H252ZM250 247H251V246H250ZM258 247H260V246L257 245V248H258ZM263 249H264V248H263ZM263 249H262V250H263ZM239 250H240V249H239ZM250 250H251V249H250ZM241 251H242V250H241ZM234 252H235V251H234ZM255 252H256V251H255ZM255 252H254V253H255ZM240 253H241V252H240ZM233 254H234V253H233ZM235 254H236V252H235ZM262 254H263V253H262ZM237 255H238V254H237Z\"/></svg>",
  "mask_w": 264,
  "mask_h": 264
}]
</instances>
